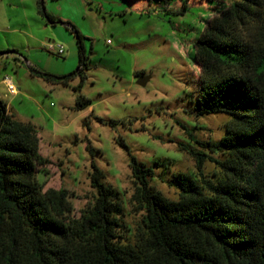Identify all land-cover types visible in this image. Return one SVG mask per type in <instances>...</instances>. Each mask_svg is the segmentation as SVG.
I'll return each instance as SVG.
<instances>
[{
  "label": "rangeland",
  "instance_id": "1",
  "mask_svg": "<svg viewBox=\"0 0 264 264\" xmlns=\"http://www.w3.org/2000/svg\"><path fill=\"white\" fill-rule=\"evenodd\" d=\"M233 1L0 0V102L14 119L34 125L49 159L37 178L45 189H65L75 215L95 196L92 160L123 201L126 243L142 215L131 201L130 156L152 168L151 185L170 200L178 198L171 184L176 174L201 180L220 173L207 158L197 169L192 157L223 160L198 142H217L229 120L223 113L197 115L193 43L208 19ZM66 24L81 35L80 44ZM49 43L62 45L63 55L48 50ZM79 48L86 66L78 72ZM30 69L74 76L66 85L52 84ZM146 75L147 83L137 85ZM78 95L90 100L81 110L75 109Z\"/></svg>",
  "mask_w": 264,
  "mask_h": 264
},
{
  "label": "trees",
  "instance_id": "2",
  "mask_svg": "<svg viewBox=\"0 0 264 264\" xmlns=\"http://www.w3.org/2000/svg\"><path fill=\"white\" fill-rule=\"evenodd\" d=\"M193 48L197 115L229 120L217 142H198L224 159L192 157L197 169L207 158L220 173L201 180L176 174L178 198L170 200L151 185L152 168L130 156L131 201L142 212L131 243L122 240L120 194L95 162V196L75 215L65 189H45L37 178L49 159L34 125L14 119L0 102V264H264V0H234L219 10ZM79 55L78 72L86 66L81 48ZM30 73L63 85L74 76ZM89 104L78 95L75 109ZM85 149L95 153L89 143Z\"/></svg>",
  "mask_w": 264,
  "mask_h": 264
},
{
  "label": "built area",
  "instance_id": "3",
  "mask_svg": "<svg viewBox=\"0 0 264 264\" xmlns=\"http://www.w3.org/2000/svg\"><path fill=\"white\" fill-rule=\"evenodd\" d=\"M47 48L50 51H55L56 54H58V55H63V53H64V49H63V46L62 45H55V44L49 43L47 45ZM5 83L7 84V89L9 91V93L15 94L16 93V89L11 84V82H9V81L6 80Z\"/></svg>",
  "mask_w": 264,
  "mask_h": 264
},
{
  "label": "water",
  "instance_id": "4",
  "mask_svg": "<svg viewBox=\"0 0 264 264\" xmlns=\"http://www.w3.org/2000/svg\"><path fill=\"white\" fill-rule=\"evenodd\" d=\"M16 54V53H15ZM3 56V55H1ZM150 79V76L149 75H146V76H140L136 79V84L139 85V86H144L147 81Z\"/></svg>",
  "mask_w": 264,
  "mask_h": 264
},
{
  "label": "flooded vegetation",
  "instance_id": "5",
  "mask_svg": "<svg viewBox=\"0 0 264 264\" xmlns=\"http://www.w3.org/2000/svg\"><path fill=\"white\" fill-rule=\"evenodd\" d=\"M3 56H4V54H3Z\"/></svg>",
  "mask_w": 264,
  "mask_h": 264
}]
</instances>
